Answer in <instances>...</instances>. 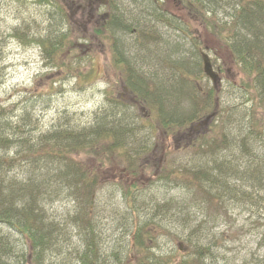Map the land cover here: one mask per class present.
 Here are the masks:
<instances>
[{
  "label": "rangeland",
  "instance_id": "1",
  "mask_svg": "<svg viewBox=\"0 0 264 264\" xmlns=\"http://www.w3.org/2000/svg\"><path fill=\"white\" fill-rule=\"evenodd\" d=\"M156 1L59 0L58 6H52L41 0H0L2 124L14 125L23 117L27 125L20 129L19 136L28 138L49 136L69 127L89 130L106 103L105 95L114 94L134 102L121 66L114 60L117 51L135 62L141 74L152 73L167 86L178 80L175 77L179 76L176 69L179 66L183 77L196 79L205 92L213 87L222 113L218 119L221 122L226 117L225 126L232 135L249 133L251 122L253 125L255 121L258 129H264V107L252 88V73L240 65L231 49L234 36H229L231 43L225 37L235 32V6L239 0H202L200 8L195 7L197 0H160L161 7ZM174 18L188 22L189 29L182 24L174 26L171 20ZM112 19L113 24L115 20L121 21L116 31L112 30ZM122 23L131 25L128 31L119 32ZM142 31L149 37L137 36ZM63 33H67L68 40L55 56H62L67 64H79L76 70L61 69L45 58L47 51L41 44L42 37L60 38ZM205 60L214 78L205 72ZM93 69L94 75L90 72ZM179 78L180 85L187 90L191 82ZM179 100L180 106H186L183 97ZM131 109L135 115H141L132 117L136 138L154 145L151 153L142 157L146 168L126 178L127 169L118 153H111L109 160L84 153L87 159L84 162L98 165L96 158L103 160L101 172L107 183L116 180L120 172H126L123 174L126 182L141 185L136 192V209H130L121 187L106 185L97 194L93 209L94 220L90 224L94 231H86L82 225L87 223L78 224L69 192L61 198L33 201L46 210L44 215L54 228V242L48 251L42 252V264H82L88 240H94L99 248L93 256L94 264H125L115 254L119 251L123 257L126 255L128 230L136 221L142 223L148 218H155L168 229L156 253L161 249L162 254H171L179 247L189 260L184 263L183 256L176 251L180 264H255L258 257H264V245L255 235L261 222L259 216L264 213V192L234 176L229 180L226 177L227 187L221 185L214 190L220 199L210 204L200 194L191 195L179 183L157 180L152 164L158 163L159 171L160 166L170 170L178 161H192L195 152L187 147L189 133L175 137V131L156 126V113L147 106L133 105ZM212 119L195 130H208L209 124L215 122ZM15 149L7 141L1 142L0 158L13 156ZM30 195L26 191V196L17 197L13 205L23 207L32 200ZM25 238L16 229L0 223V242L12 253L2 264H35V253L28 251Z\"/></svg>",
  "mask_w": 264,
  "mask_h": 264
},
{
  "label": "trees",
  "instance_id": "2",
  "mask_svg": "<svg viewBox=\"0 0 264 264\" xmlns=\"http://www.w3.org/2000/svg\"><path fill=\"white\" fill-rule=\"evenodd\" d=\"M41 2L52 6L59 5V0H41ZM156 2L161 7L162 2L160 0ZM195 2V7L200 8L199 5H203L202 0ZM235 12V32L231 35L228 33L225 37L234 36L233 43L229 37L231 49L235 51L240 65L252 73L254 84L252 88H255L256 98L264 107V0H239ZM166 20L169 21L168 18ZM171 20L176 27L180 24L186 29L190 27L188 22L179 18ZM120 23V20H115L114 25L112 19V30L116 31V26ZM130 26L122 23L119 32L124 29L128 31ZM144 34L143 31L138 32L137 36L146 37L147 35ZM41 40L42 46L47 51L45 58L49 63L66 70L80 68L79 64L75 65L76 63L73 62L67 64L62 56H55L68 40L67 33H63L60 38L47 35ZM114 60L121 66L124 82L129 87L134 102L125 101L114 94L105 95L106 103L100 107L101 112L91 129L69 127L49 136L28 138L26 135L19 136L20 129L27 125L23 122V117L14 125L10 122L6 125L2 124L0 120V143L7 141L10 147L16 148L13 156L0 158V223L16 229L26 237L25 244L28 251L32 250L35 253V264H42L41 254L51 248L55 235L54 228L48 224L49 218L44 215L46 210L33 201L53 196L61 198L63 193L66 195L69 192L75 203L77 219L80 221L78 224L87 223L82 225L86 231H94L93 225L90 224L94 220L93 209L99 198L97 194L106 185L117 184V188L121 187L130 209H136L138 198L136 192L141 189V185L126 182L127 179L123 176L126 172H120L117 181L105 182L101 172L104 163L103 160L98 159L105 156L109 160L111 153H118L127 169L126 178L138 175L144 167L146 168L142 157L149 151L151 153L154 145L151 141L136 138L137 129L133 128L132 117L136 118V115L141 117V115L132 112L133 105L142 104L151 112H155L158 118L156 126L167 131H175V137H181L183 132L189 133L186 140L187 147L194 149L195 152L192 161L187 163L178 161L179 164L170 170L167 166H160L159 171L157 169L159 164H152L155 168L153 175L157 180L168 184L179 183L178 185L185 187L191 195L200 194L204 200L211 201L210 204L220 199L217 197L219 194H214V190L221 188V185L227 187L226 177L229 180L234 176L248 183L250 187L258 189L259 192H264V146L259 143H264V129H258L256 121L253 125L251 122L249 133H241L243 134L240 135L241 137L239 134L232 135V131L225 126L226 117L221 122L218 119L222 117V113L213 87L205 92L197 84L196 79L183 77L179 66H176L179 76L175 77L179 81L175 80L167 86L150 75L152 73L141 74L138 71L141 68L137 67L128 56H123L122 52L115 51ZM90 72L95 74L94 69ZM179 77L188 83L191 82L187 90L180 85ZM249 95L252 96L250 92ZM181 97L187 103L186 106H180ZM210 117H213L212 120L215 122L209 124L208 130H195ZM223 152L225 154H222ZM84 153L87 156L92 154L98 157L96 159L100 165L85 163L87 159ZM223 156L225 158H222ZM5 165H8V169ZM13 170L18 171L13 172ZM5 188H8V191H5ZM26 191L31 194L32 200L20 208L13 205L15 199L26 196ZM259 217L261 222L256 227L255 235L264 245V213ZM77 219L74 218L75 221ZM154 219L148 218L142 223L136 221L133 224L132 229L127 233L129 242L127 241L126 255L123 257L120 255L122 252L119 254V251L115 254L119 261L126 262L125 264H180L175 255L177 251L183 256V262L189 263L179 247L171 254L164 255L161 249L159 254L156 253L168 229L166 225ZM93 236L92 234L90 238ZM98 249L94 240L92 242L88 240L81 256L82 264H94L93 256L97 255ZM9 252H11L9 247L0 242V264L11 258L12 253L10 255ZM255 264H264V257H258Z\"/></svg>",
  "mask_w": 264,
  "mask_h": 264
},
{
  "label": "water",
  "instance_id": "3",
  "mask_svg": "<svg viewBox=\"0 0 264 264\" xmlns=\"http://www.w3.org/2000/svg\"><path fill=\"white\" fill-rule=\"evenodd\" d=\"M205 72L208 74V75H210V76H212L213 78H214V75H213V73L211 72V70H210V68H209V64H207V61L205 60Z\"/></svg>",
  "mask_w": 264,
  "mask_h": 264
}]
</instances>
